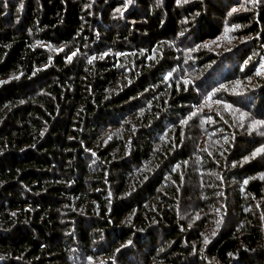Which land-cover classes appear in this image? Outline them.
Returning a JSON list of instances; mask_svg holds the SVG:
<instances>
[{
	"label": "trees",
	"instance_id": "1",
	"mask_svg": "<svg viewBox=\"0 0 264 264\" xmlns=\"http://www.w3.org/2000/svg\"><path fill=\"white\" fill-rule=\"evenodd\" d=\"M259 2L0 0V264H264Z\"/></svg>",
	"mask_w": 264,
	"mask_h": 264
},
{
	"label": "rangeland",
	"instance_id": "2",
	"mask_svg": "<svg viewBox=\"0 0 264 264\" xmlns=\"http://www.w3.org/2000/svg\"><path fill=\"white\" fill-rule=\"evenodd\" d=\"M132 1H134V0H132ZM248 1H251V0H248ZM255 2H259V0H255ZM232 11L233 12L243 11V7L242 6H240V7L238 6L237 8L233 7L232 8ZM236 41H237V39H235V40L234 39L228 40V39L224 38L223 40H221V44L220 45L230 46V45L234 44ZM206 47L209 48V49H216L217 48V45L215 43H213V45H208ZM240 85L241 84H239L238 86H240ZM221 105L227 111H230L231 110V111L237 113V109H234L232 106L226 105V104H223V103H214L209 108L210 109H216V108L220 107ZM256 128H257L256 124L253 123V124L250 125V129L255 130ZM262 137L264 138V134H263ZM257 152L264 153V141H263L262 147H261V145L259 147H257L255 153H252L251 157L250 158H247L245 160H252V159H254V158L258 157V156H261ZM226 184L227 183H223V185H226ZM209 214H210V216H215L217 221H224V219L222 218V212L219 211V210H210V213ZM190 215L191 214H188L187 217H190Z\"/></svg>",
	"mask_w": 264,
	"mask_h": 264
},
{
	"label": "snow or ice",
	"instance_id": "3",
	"mask_svg": "<svg viewBox=\"0 0 264 264\" xmlns=\"http://www.w3.org/2000/svg\"><path fill=\"white\" fill-rule=\"evenodd\" d=\"M73 55H75V54L73 53ZM245 183H247V181H245Z\"/></svg>",
	"mask_w": 264,
	"mask_h": 264
}]
</instances>
